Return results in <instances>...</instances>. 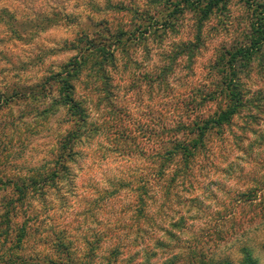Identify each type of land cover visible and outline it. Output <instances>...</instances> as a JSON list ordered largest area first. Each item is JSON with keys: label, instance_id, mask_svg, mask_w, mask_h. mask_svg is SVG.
Segmentation results:
<instances>
[{"label": "rangeland", "instance_id": "1", "mask_svg": "<svg viewBox=\"0 0 264 264\" xmlns=\"http://www.w3.org/2000/svg\"><path fill=\"white\" fill-rule=\"evenodd\" d=\"M90 1L0 0V10L8 9L15 14L6 25H0V91L24 92L41 86L52 74L60 72L73 56L65 44L74 39L77 24L104 19L86 10ZM93 1L104 6L103 2ZM53 13L59 14L54 20L59 26L49 28L45 18H51ZM252 15L243 0H232L227 11L212 17L203 30L204 49L193 62L180 61L176 73L169 79V90L155 87L149 91L138 79L160 64L162 53L168 56L174 44L192 38V16L186 17L180 33L169 35L162 47L155 45L151 53L140 48L134 58L139 64L132 65L133 72H126L115 80V107L129 113L130 120L124 126L129 127L131 134L137 135L133 124L151 128L165 108L182 103L194 88L217 84L220 76L214 65L223 53L246 40ZM23 23L26 24L24 31L19 25ZM38 24L41 26L37 29ZM242 77L249 97L259 100V109L244 110L235 118L234 125L225 129L222 139L211 140L213 155L208 165L204 171L196 170L201 175L193 180L192 186L180 188L181 199L172 200L173 210H178L184 201L191 209V220L185 225L189 233L183 239L203 233L213 238L216 234L228 233L225 242L213 246L211 264H241L245 251L258 264H264V200L259 207L263 197L257 199L253 191L249 192L258 181L264 183V66L256 62ZM46 97L43 95L36 102L16 99L0 110V179L26 175L30 168L43 164L49 159L58 136L66 129L63 113L44 120L50 111ZM211 108L215 110V106ZM250 113L256 119H250ZM152 141L149 145L139 136L136 143L148 150L156 146ZM79 151L78 161L72 166V179L60 185L47 204H32L40 215L32 221L36 234L23 246V251L14 249V243L0 237V264H48L49 259L63 264L53 245L46 244L56 235L66 236L74 243L75 251L85 254L76 264L189 263L194 253L190 254L185 245L172 254L158 251L154 257L152 244L144 245L145 241L152 240V234L162 235L160 228L163 231L170 228L162 223L165 217L159 210H151L149 217L156 219L152 228L142 219L138 224L135 222V198L130 184L147 175L150 168L135 149L116 146L108 136L101 135L85 141ZM123 152L132 155L123 156ZM3 195L1 191L0 198ZM160 205L158 202L156 209ZM168 208L165 215L172 217ZM120 222L123 230L114 231ZM105 229L118 240L103 243L95 258L87 257L92 253H88L85 239ZM115 249L120 254L113 253Z\"/></svg>", "mask_w": 264, "mask_h": 264}, {"label": "trees", "instance_id": "2", "mask_svg": "<svg viewBox=\"0 0 264 264\" xmlns=\"http://www.w3.org/2000/svg\"><path fill=\"white\" fill-rule=\"evenodd\" d=\"M98 1L103 2L104 6L92 0L86 5V10L89 13L94 11L104 16V19L77 24L74 39L65 44L73 56L61 67L60 72L52 74L41 86L24 92L18 93V89L13 93L0 91V110L10 106L16 99L36 102L46 95L50 111L46 112L44 120L63 113V125L66 126L58 136L49 159L43 164L30 168L26 175L0 179V192L4 193L0 198V237L14 243V249L23 251V246L36 234L32 221L40 215L32 208V204H47L50 195L72 179V166L78 161L83 143L105 135L116 146H125L130 151L134 148V152L150 167L147 175L132 181L130 186L135 198V222L138 224L142 219L152 228L156 225V219L149 217L151 210H159L165 217L162 223L170 228L169 231L160 228L162 235L152 234V240L145 241V246H153L152 257L161 250L172 254L185 245L186 250L191 251L190 254L194 253L187 264H211L213 246L225 242L228 233L216 234L214 238L203 233L202 236L183 239L189 233L185 225L191 220V209L184 201L183 205L179 204L178 210H173L172 200L181 199L180 188L185 189L187 184L192 186L193 180H198L201 175H197L196 170L204 171L208 165L213 155L211 140L214 137L222 139L225 129L234 125L235 118L244 110L259 109V100L249 97L242 76L256 62L264 66V2L243 0L253 13L249 34L245 41L218 58L214 68L220 76L219 82L194 88L189 98H185L182 103L165 108L151 128L133 124L137 129L135 135L131 134L129 127L124 126L130 120L129 113L115 107V80L126 72H133L132 65L139 64L134 58L140 48L150 52L155 45L162 47L169 35L180 33L184 20L191 15L194 21L192 38L174 44L170 55L162 53L160 64L145 71L138 79V82L146 84L149 91L155 87L169 90V79L176 73L180 61L188 59L193 62L204 49L203 30L206 23L227 11L232 0ZM58 17V13H53L51 18H45L48 25L45 26H59L54 23ZM13 18L15 14L8 9L0 10V25H6ZM19 25L23 31L26 29V24ZM39 25L35 28L38 29ZM211 106H215L214 111ZM249 117L256 119L253 113ZM139 136L142 140L146 139L149 145L154 140L156 146L148 150L145 145L140 147L136 143ZM122 154L132 155L127 152ZM249 192L255 194L257 199L263 197L258 204L261 207L264 183L258 181ZM158 202L161 205L156 209ZM167 207L172 217L165 215ZM116 227L114 231L121 230L123 223L120 222ZM113 239L118 240V237L108 229L95 233L93 238H86L88 253H92L87 254V257L95 258L98 248ZM47 243L53 245L59 258H63V264H76V260L85 255L75 251L74 243L64 235H56ZM112 252L120 254L117 249ZM176 256L179 255L173 257ZM47 262L56 264L51 259ZM241 264L258 262L250 252L245 251Z\"/></svg>", "mask_w": 264, "mask_h": 264}]
</instances>
